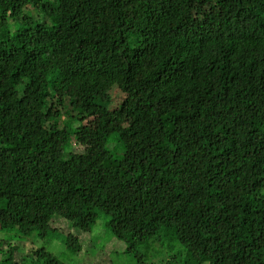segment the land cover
<instances>
[{
	"label": "trees",
	"instance_id": "obj_1",
	"mask_svg": "<svg viewBox=\"0 0 264 264\" xmlns=\"http://www.w3.org/2000/svg\"><path fill=\"white\" fill-rule=\"evenodd\" d=\"M0 204L40 237L105 217L139 264L156 234L168 264H264V0H0Z\"/></svg>",
	"mask_w": 264,
	"mask_h": 264
},
{
	"label": "rangeland",
	"instance_id": "obj_2",
	"mask_svg": "<svg viewBox=\"0 0 264 264\" xmlns=\"http://www.w3.org/2000/svg\"><path fill=\"white\" fill-rule=\"evenodd\" d=\"M32 13L34 16H41L37 11L26 10V14ZM122 97L119 90L114 92V107L118 105ZM107 122V110H96L85 115V120L82 123V135L86 139L85 146H76L75 148L84 150L86 147H90V143L96 144L93 138L88 139V137H92L94 132L102 127L104 128ZM66 141L62 140L60 143V147L63 150L65 149L64 144ZM60 144L56 142L55 146L58 147ZM74 144L75 142L72 143L73 146H75ZM4 209H6V206L0 204L1 218H5V214L2 215L1 213ZM105 220V217H100L94 225L93 240H91L90 234L82 233L73 228L70 229L65 222L58 220H55L56 222L52 225L58 231H50L46 237H40L36 231H30L29 233L28 229H25L29 228V219L26 216L10 213L8 214V219L4 220L0 225V240L13 238L14 242L19 243L20 256L28 255L34 250L45 249L66 264H139L136 258L126 254L127 246L125 243L112 237V233L110 234V231L107 230ZM12 221L14 222L13 228H11L12 225L7 224V222ZM20 227L25 230L22 234H17L16 232ZM71 231L76 235H80L79 239L84 245L83 250L78 254L68 251L64 245V237ZM143 245L142 251L145 254V258L141 264H168V258L174 253L185 251L184 245L178 239L170 236L162 238V235L160 237L157 234L149 238ZM171 250H175V252L173 253ZM189 260L187 258L186 262Z\"/></svg>",
	"mask_w": 264,
	"mask_h": 264
}]
</instances>
